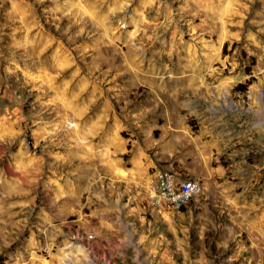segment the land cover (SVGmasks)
Instances as JSON below:
<instances>
[{
	"label": "rangeland",
	"instance_id": "obj_1",
	"mask_svg": "<svg viewBox=\"0 0 264 264\" xmlns=\"http://www.w3.org/2000/svg\"><path fill=\"white\" fill-rule=\"evenodd\" d=\"M0 264H264V0H0Z\"/></svg>",
	"mask_w": 264,
	"mask_h": 264
},
{
	"label": "built area",
	"instance_id": "obj_2",
	"mask_svg": "<svg viewBox=\"0 0 264 264\" xmlns=\"http://www.w3.org/2000/svg\"><path fill=\"white\" fill-rule=\"evenodd\" d=\"M149 195L155 204L168 208L187 195L202 193L200 184L191 179H182L175 173L157 172L149 187Z\"/></svg>",
	"mask_w": 264,
	"mask_h": 264
},
{
	"label": "bare ground",
	"instance_id": "obj_3",
	"mask_svg": "<svg viewBox=\"0 0 264 264\" xmlns=\"http://www.w3.org/2000/svg\"><path fill=\"white\" fill-rule=\"evenodd\" d=\"M200 194L196 195H187L183 197L181 200L178 201V203L170 204L169 207L175 210H182L183 208H186L189 206V204L194 201L195 199L199 198ZM157 206H162V204H156Z\"/></svg>",
	"mask_w": 264,
	"mask_h": 264
}]
</instances>
